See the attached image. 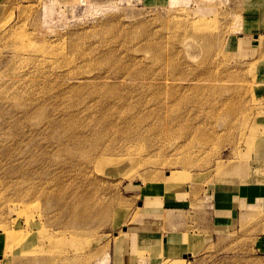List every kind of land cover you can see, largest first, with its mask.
Wrapping results in <instances>:
<instances>
[{
    "label": "rangeland",
    "instance_id": "1",
    "mask_svg": "<svg viewBox=\"0 0 264 264\" xmlns=\"http://www.w3.org/2000/svg\"><path fill=\"white\" fill-rule=\"evenodd\" d=\"M260 65L264 3L0 0V264H111L182 214L174 263L264 264V202L215 230L206 197L264 183Z\"/></svg>",
    "mask_w": 264,
    "mask_h": 264
},
{
    "label": "crops",
    "instance_id": "2",
    "mask_svg": "<svg viewBox=\"0 0 264 264\" xmlns=\"http://www.w3.org/2000/svg\"><path fill=\"white\" fill-rule=\"evenodd\" d=\"M251 25L254 24L251 23ZM254 36L256 38L257 34ZM206 197L209 201L213 197V201L209 202L207 212L210 228L226 230L236 226L246 207L252 208L259 201L264 202V183L252 182L248 186L235 188L221 186L214 195L209 194ZM189 214H191L190 210ZM176 216L178 218L170 220L171 228L169 229H164V226L161 228L160 225L157 227L156 221L141 220L133 224L127 231L129 236H126L125 241L118 240V243L113 246L111 264L112 260L113 264H128L136 259L138 252L143 251L147 253V264H176L174 262H178L183 254L189 252L187 250L188 238L196 234L190 229L193 215ZM167 223L165 222L164 225Z\"/></svg>",
    "mask_w": 264,
    "mask_h": 264
},
{
    "label": "bare ground",
    "instance_id": "3",
    "mask_svg": "<svg viewBox=\"0 0 264 264\" xmlns=\"http://www.w3.org/2000/svg\"><path fill=\"white\" fill-rule=\"evenodd\" d=\"M245 1H246V3H248V4H252V3L254 4V3H257V2H258V3H263L262 0H245ZM259 39H260V40H259ZM255 40H257V41H261V38H260V36H259L258 34H257ZM261 42H262V41H261ZM259 57H260V56H259ZM263 66H264V65H260V66H256L255 68H257V69L259 68V70H262V69H263ZM69 204H70V203H69ZM65 205H66V203H65ZM1 239H3V238H1ZM3 240H4V239H3ZM0 241H1V240H0ZM11 247H12V245H11L9 248H7V251H8V252H11V251H15V250H16L15 248H14L15 250H13V247H12V248H11ZM15 252H17V251H15ZM13 253H14V252H13ZM13 253H12V254H13ZM11 256H12V255H11ZM11 258H12V257H11Z\"/></svg>",
    "mask_w": 264,
    "mask_h": 264
}]
</instances>
